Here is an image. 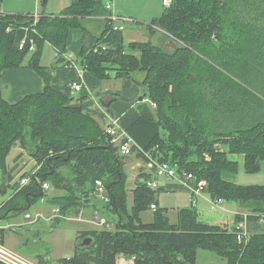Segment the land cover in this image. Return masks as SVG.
<instances>
[{
    "label": "trees",
    "instance_id": "trees-1",
    "mask_svg": "<svg viewBox=\"0 0 264 264\" xmlns=\"http://www.w3.org/2000/svg\"><path fill=\"white\" fill-rule=\"evenodd\" d=\"M109 16L96 0H69L60 15H42L36 23L30 13H0V77L4 69L25 66L45 82L43 92L14 104L4 101L0 92V194L4 189L14 192L2 205L0 220L29 211L46 195L41 184L47 182L61 192L49 203L63 216L89 209L113 224L112 229L79 232L72 254L60 264H116L119 256L133 264H196L198 251L215 254L225 264H264V185L241 186L224 178L237 171L238 163L230 157L239 155L245 173L264 172V0H175L146 25L150 40L128 44ZM102 17L105 26L95 36L86 22ZM20 28L26 32L18 50L14 43ZM74 29L82 32V70L101 81L112 73L115 79H130L140 87V99L154 105L160 134L142 149L131 145L133 157L144 163L150 153L179 173L206 181L211 199L244 210L234 216V223L245 215L246 240H236L235 225L229 229L201 222L192 206L179 209L172 224L167 209L158 206L164 190L149 189L145 182L150 175L142 168L128 208L123 172L128 157L119 155L97 121L67 106V99L50 87L40 63L47 43L57 60L68 64L64 55ZM168 41L175 44L171 50L165 48ZM86 97L84 92L80 99ZM16 146L39 166L34 175L21 176L28 178L22 186L13 168L6 171L7 157ZM19 158L20 153L13 160ZM65 168L71 172L70 181L61 175ZM96 181L104 184L108 204L94 199ZM146 211H152L149 223L140 216ZM86 238L90 243L81 246ZM35 259L46 264L45 256Z\"/></svg>",
    "mask_w": 264,
    "mask_h": 264
},
{
    "label": "rangeland",
    "instance_id": "rangeland-1",
    "mask_svg": "<svg viewBox=\"0 0 264 264\" xmlns=\"http://www.w3.org/2000/svg\"><path fill=\"white\" fill-rule=\"evenodd\" d=\"M45 1V4H43ZM117 14L121 18H134L137 21L148 22L153 18H158L166 9L162 6L161 0H110ZM9 3V4H8ZM4 5H9L7 11H23L35 14L38 18L39 16H57L60 15L65 8L69 5V0H4ZM36 23L37 19L34 20ZM122 22V21H121ZM131 22H124L122 25L124 27L123 42L128 44L130 42H147L150 40V36L143 24L132 25ZM137 29V32L132 31ZM158 32V28L154 27ZM18 37V34L15 38ZM35 49V48H34ZM32 49L30 53L34 51ZM52 48L46 43L42 46L41 54V65L46 64V62H52ZM113 75V73L111 74ZM103 125V124H102ZM105 128V127H104ZM103 130V127H101ZM25 146L31 148V144L28 142ZM21 154V158L17 159L16 162L13 160L18 154ZM237 171L228 176L234 184L241 186H251V185H264V172L258 171L256 173L247 174L243 167V158L238 156ZM33 160L28 158V156L22 151L20 146L13 148L7 157V169L13 170V175L15 179L24 169V167ZM143 168V163L136 160L133 156L127 158L125 166L123 167V172L126 175V191H127V202L128 208L132 204V189L134 188V181L138 175L139 169ZM4 175V173L0 174ZM61 175L63 178L70 181L72 179L71 172L68 168L61 170ZM49 184V183H48ZM49 190H47L46 195L41 199L38 197L37 200L28 209L29 213L39 215L41 219L34 223L33 225H27V221L23 219V214L14 215L9 214L7 219L0 220V227L4 230V243L11 250L16 251L25 257L36 260V256H45L46 264H60L59 260L62 258L69 257L78 243L77 235L79 231H82V227L85 229H95L100 230V228L95 225L85 223L84 221L78 222L74 221L75 216L73 214H67L65 219L53 218L48 219L51 216V210L56 206L50 204L49 200L53 195H60L61 192L54 190L52 185H49ZM13 190L4 189L3 194H0V209L4 202L12 197ZM205 195V193H203ZM201 194V195H203ZM158 205L161 208H166L168 210L167 216L169 221L174 224L177 221V211L182 208L190 207V198L188 194L179 189L176 192H161L158 196ZM100 203V202H98ZM102 204V203H100ZM226 204H231L229 202H223L220 206L224 208ZM233 205V204H232ZM217 207L214 210L209 208L208 203L205 201H199L196 206L198 212V219L204 223H214V222H226L229 229L232 225V213L221 210V207ZM236 207V206H235ZM26 208V207H25ZM237 208V207H236ZM82 214V218L90 219L91 210L85 209ZM87 211V212H86ZM244 213L243 209H238L235 215H242ZM152 211H146L141 213V219L144 223H149L151 221ZM124 218V217H123ZM58 221V222H56ZM110 223V228H113L112 222ZM125 223V219L123 220ZM235 224V223H234ZM24 225V226H23ZM22 231H26L24 234ZM3 233V232H2ZM22 239V240H21ZM21 241H24L25 245L22 246ZM196 264H225V261L220 259L215 254L208 251H198Z\"/></svg>",
    "mask_w": 264,
    "mask_h": 264
},
{
    "label": "crops",
    "instance_id": "crops-1",
    "mask_svg": "<svg viewBox=\"0 0 264 264\" xmlns=\"http://www.w3.org/2000/svg\"><path fill=\"white\" fill-rule=\"evenodd\" d=\"M102 6L106 3L111 2L110 0H96ZM9 4V3H8ZM45 4V1L44 3ZM162 4V0H161ZM163 6V5H162ZM113 7V6H112ZM164 7V6H163ZM9 5H4V1L0 3V13L3 14H15V13H30L23 11H7ZM166 8V7H165ZM115 17L119 19L118 25H122L124 22H131L132 25L143 24L148 25V22L137 21V19L128 17L121 18L117 14L116 10H112ZM31 14V13H30ZM35 16V14H34ZM36 17V16H35ZM154 19V18H153ZM122 21V22H121ZM106 19L102 18H91L86 22V27L90 32L99 36L105 26ZM134 32H139L137 29ZM26 30L20 28L17 30L16 35L18 37L15 40L17 46L25 36ZM123 34V33H122ZM151 40L155 41V36L151 37ZM170 42V41H168ZM47 44V43H46ZM82 44V32L79 29H74L69 32L67 39V53L72 57V60L76 64V67L67 68L62 62L57 60V54L52 48V62H46L43 64L46 68V73L49 76L50 87L67 99L68 107H77L82 112L92 119L98 122L100 127H105L107 124L112 122L115 123L118 131L121 134L122 139H126L130 144L136 146L138 149H142L149 144V142L160 134V127L156 124L154 119V107L153 104L148 102L146 99L141 100L140 87L136 82L130 79H115L113 75L106 80H99L92 76L90 73L82 70L79 66V52ZM49 45V44H47ZM34 49V48H33ZM30 53L28 54V56ZM27 56V58H28ZM26 58V59H27ZM78 82L82 85L81 93H74L71 89V84ZM45 88V82L40 75L34 70L21 66L15 69H4L1 72L0 77V92L1 97L4 101L9 104H14L25 96L37 94L43 92ZM86 93L87 97L80 99L82 93ZM109 104L108 112L105 111V106ZM103 124V125H102ZM237 161L238 156L230 157ZM35 162L26 165L20 174H24L28 170H32L35 166ZM233 174H225L224 178L233 183L228 176ZM163 192H176L177 189L184 190L190 198V206L196 208L198 200L205 201L208 203L210 208V196L205 192V195H201L197 198L195 205H192V200L189 193L175 181H168L165 179L160 180V187ZM159 199V198H158ZM224 202V201H223ZM159 206V205H158ZM160 207V206H159ZM221 207V206H220ZM232 213V226H234V214L237 208L233 204H226L221 210ZM196 210V209H195ZM197 211V210H196ZM85 211H82L84 213ZM87 212V211H86ZM168 213V210H167ZM198 213V212H197ZM85 223H88L89 219H82ZM76 221V220H74ZM82 222V221H81ZM90 224V223H88ZM212 224V223H209ZM212 225H218L221 227H228L226 222H214ZM24 226V225H23ZM0 229H3L0 227ZM95 230L85 229L82 227V231ZM25 236L26 231H22ZM81 232V231H79ZM2 242L4 243V230L0 234ZM22 240V239H21ZM5 244V243H4ZM22 246L25 245L24 241H21ZM9 248V247H8ZM36 261V260H35ZM116 264H133L132 259H125L119 256L116 259Z\"/></svg>",
    "mask_w": 264,
    "mask_h": 264
},
{
    "label": "built area",
    "instance_id": "built-area-1",
    "mask_svg": "<svg viewBox=\"0 0 264 264\" xmlns=\"http://www.w3.org/2000/svg\"><path fill=\"white\" fill-rule=\"evenodd\" d=\"M173 1L175 0H162V5L164 7H169ZM104 8L110 13V16L108 17V20L110 23L112 22L113 29L123 31L124 27L123 25H118L117 22H120L117 17H115L112 13L113 7L111 2H108L104 5ZM34 19H37V17L34 16ZM23 48V39L22 41L17 45V49L21 50ZM34 48L33 44L30 48V51ZM102 50H105V48H102ZM65 61L68 62L65 66L67 68L76 67V64L72 60V57L69 53H65L64 55ZM71 89L74 93H81L82 92V85L78 82H73L71 84ZM154 107V105H153ZM103 132L111 137V144L114 147H117L118 153L121 156L124 157H130L133 156L131 154V145L128 140L126 142L121 143L122 137L120 132L118 131L116 125L114 122L107 124L105 128H103ZM39 169V166L35 165V168H32V170H28L25 173H30L34 175L36 171ZM143 173L149 174L150 179L147 180L145 183L147 187L151 190H156L160 187V180L165 179L168 181H175L180 186H182L190 195L192 200V205L194 206L196 203V200L198 197L201 196V194L205 193L207 188V183L204 180H196L195 177H193L191 174L186 172H178L175 166L171 165L168 162H162L159 161L156 157H153L150 155V153H147L145 156V162L143 163ZM23 174H19L17 176V179L19 182V185H25L28 182V178H21ZM143 181L142 179L140 180ZM49 184L47 182H44L41 184V189L44 192H47L49 190ZM94 199L102 204H108L110 202L109 196L107 194L106 188L104 184L101 181H96L94 186V192H93ZM223 203V200L221 199H211L210 200V209L214 210L215 208L219 207ZM150 209L154 211L156 209V206L153 204L150 206ZM82 211L75 216L74 220L81 222L82 219ZM42 215H33L29 212L23 213V219L27 221V225H33L34 223L38 222L41 219ZM53 218H59V219H65V216H63L59 209L57 207L53 208L51 210V216L48 217V219ZM88 223L95 225L96 227L101 229H111L110 223L100 213L96 211H91L90 213V219L88 220ZM260 224L264 225V217L261 218ZM235 225V233H236V240L238 242L244 241L249 236V229L248 225L245 221V215L243 216V220L240 222L234 224ZM0 262L3 264H38L37 261L31 260L24 255L11 250L8 248L1 239L0 235Z\"/></svg>",
    "mask_w": 264,
    "mask_h": 264
},
{
    "label": "water",
    "instance_id": "water-1",
    "mask_svg": "<svg viewBox=\"0 0 264 264\" xmlns=\"http://www.w3.org/2000/svg\"><path fill=\"white\" fill-rule=\"evenodd\" d=\"M175 47V44L173 43V42H166L165 43V48L167 49V50H171V49H173ZM28 209V207L27 208H21L20 210L21 211H26ZM90 243V238H86V239H84L82 242H81V246H84V245H87V244H89Z\"/></svg>",
    "mask_w": 264,
    "mask_h": 264
}]
</instances>
